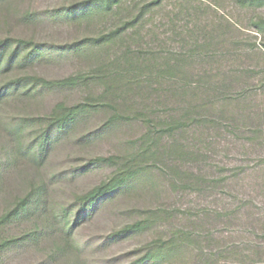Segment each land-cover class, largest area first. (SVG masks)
<instances>
[{
	"label": "rangeland",
	"instance_id": "obj_1",
	"mask_svg": "<svg viewBox=\"0 0 264 264\" xmlns=\"http://www.w3.org/2000/svg\"><path fill=\"white\" fill-rule=\"evenodd\" d=\"M85 1L0 0V40L33 53L0 74L25 81L0 103V264H264V0ZM75 106L45 160L8 162L16 123L27 145ZM36 185L50 210L2 224Z\"/></svg>",
	"mask_w": 264,
	"mask_h": 264
},
{
	"label": "trees",
	"instance_id": "obj_2",
	"mask_svg": "<svg viewBox=\"0 0 264 264\" xmlns=\"http://www.w3.org/2000/svg\"><path fill=\"white\" fill-rule=\"evenodd\" d=\"M118 1L119 0H88L81 4L82 7L77 12L80 14H86L92 7L98 6H104L107 10H109L111 6L114 3H117ZM10 47L11 45L7 40H0V74L3 70L8 69L9 66H14V64L22 65L27 61L33 59L32 52L23 53L18 52L17 50H13L9 53ZM34 51L40 52V49L35 48ZM23 83H25V81L22 82L20 80H16L15 82L5 84L4 86H1L0 84V103L2 102L4 96H6L10 89L15 88L16 86H19ZM38 83H40L42 86L48 85V81L46 80H41V82L38 81ZM36 85L37 83H35V85L30 88V90L34 89ZM84 108L85 107L83 106H75L69 109L65 114L61 115L60 117L55 118L50 122L49 127L46 128L43 132L37 135L33 134L34 136L32 140L27 145L24 144L23 139L25 132L23 128L24 123L20 121L19 123H16L11 132V134H13L15 137V150L11 151V153L7 156L8 162H13L12 160L15 155L19 157L25 155L33 160H45L50 150V147L54 141L55 134L53 133L65 130V128H68L67 126L71 122L75 123L78 117L83 114ZM0 163L1 176L10 164L8 165V163H6L4 160H0ZM127 183L128 181L126 177H116L105 184L93 188L91 191L83 195H77L75 199L77 210L73 215V219L78 220L86 218L87 216H91L95 212V209L97 208L99 202L104 199H107L111 194L120 190L121 188L126 187ZM35 187L36 188L34 189V191H32L31 194L26 192L23 193L21 191L22 188L16 192L17 198L15 207L9 213H7L6 216L3 217V219L1 220L2 224H6L7 222L8 224H17L30 221L37 217H40L48 210H50V205H48L47 199H45L43 196L44 188L39 185H36ZM70 223V216L68 213L65 212L59 216V221H52V223L48 225L47 230H53L52 228L55 224H58L65 229H70ZM128 230V228L124 229L118 234H124ZM28 235L30 239L34 241L40 237V232L38 233L37 229H33L29 231ZM148 257L149 255H146L145 257L139 259L137 261V264H142L144 260Z\"/></svg>",
	"mask_w": 264,
	"mask_h": 264
}]
</instances>
